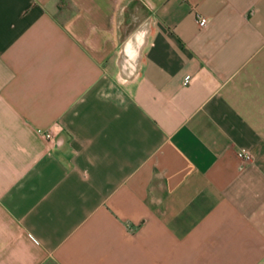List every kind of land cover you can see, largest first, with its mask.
Returning <instances> with one entry per match:
<instances>
[{"label": "crops", "instance_id": "0c3cea01", "mask_svg": "<svg viewBox=\"0 0 264 264\" xmlns=\"http://www.w3.org/2000/svg\"><path fill=\"white\" fill-rule=\"evenodd\" d=\"M0 264H264V0H0Z\"/></svg>", "mask_w": 264, "mask_h": 264}, {"label": "built area", "instance_id": "2783aa9c", "mask_svg": "<svg viewBox=\"0 0 264 264\" xmlns=\"http://www.w3.org/2000/svg\"><path fill=\"white\" fill-rule=\"evenodd\" d=\"M208 19L207 18H205V17H202V16H200V17H198V24L202 27V28H205V27H207L208 26ZM189 78L190 77H187L186 78V83L188 82V80H189ZM38 133L40 134V135H42L43 137H45L49 142H51V143H53V141H54V136H53V134L51 133V132H41V131H38ZM238 156L241 158V159H243V160H250L251 158H252V154L249 152V151H247V150H240L239 152H238Z\"/></svg>", "mask_w": 264, "mask_h": 264}]
</instances>
